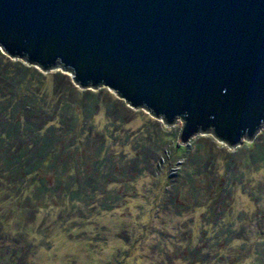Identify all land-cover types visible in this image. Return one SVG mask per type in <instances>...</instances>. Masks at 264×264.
Returning <instances> with one entry per match:
<instances>
[{"label":"rangeland","instance_id":"1","mask_svg":"<svg viewBox=\"0 0 264 264\" xmlns=\"http://www.w3.org/2000/svg\"><path fill=\"white\" fill-rule=\"evenodd\" d=\"M13 63L40 73L26 72L31 89L12 96L38 98L39 118L17 114L50 129L56 148L28 176L0 160V264H264V159L246 146L262 147L264 131L233 148L212 132L180 144V119L165 126L105 86L81 89L70 71L44 72L0 48V72ZM33 134L3 136V150L34 151Z\"/></svg>","mask_w":264,"mask_h":264},{"label":"water","instance_id":"2","mask_svg":"<svg viewBox=\"0 0 264 264\" xmlns=\"http://www.w3.org/2000/svg\"><path fill=\"white\" fill-rule=\"evenodd\" d=\"M0 48L229 148L264 131V0H0Z\"/></svg>","mask_w":264,"mask_h":264},{"label":"trees","instance_id":"3","mask_svg":"<svg viewBox=\"0 0 264 264\" xmlns=\"http://www.w3.org/2000/svg\"><path fill=\"white\" fill-rule=\"evenodd\" d=\"M2 51V50H1ZM3 54H5L3 52ZM6 55V54H5ZM7 56V55H6ZM15 68V72H3V74L0 72V79L4 81V83L8 84L5 87V91L8 92V96L2 95L0 93V160L1 164L3 166L4 171H9L10 174L23 172L26 176L31 174L33 170H36L38 167H40L48 158L49 149L56 148L54 147L55 143H52L51 137H48V133H50V129H47L46 132L42 131L43 128L38 129L37 132L33 131V127L31 123H26L22 121V118L18 116L17 113L21 112V114H25L28 116H32L35 114L34 119L39 118V111L41 113V102H39L38 98L31 97V96H22L21 97V104L14 102L13 94V87H19L22 86L25 91H29L32 87L31 81L28 79L29 77H35V74L38 76L40 73L37 71H26L24 67H22L19 63H13ZM28 73L27 75H24L25 73ZM30 72V73H29ZM31 85V86H30ZM5 93V92H4ZM3 98V99H2ZM93 102V101H92ZM92 102H85L83 104V110L87 114L90 112L91 104ZM62 102V112L69 110V106L65 105ZM44 104V103H43ZM30 107V109L28 108ZM8 109L10 111L9 115L6 116V113L4 111ZM26 134L30 137L31 133H34L32 140V145L34 147V151H30L29 149H20L18 148L15 153H10L7 155V152L10 148V145L8 149L6 148V152L3 150L4 146V137L6 136V140L10 144V140L15 139L14 137L20 136L22 134ZM57 145V144H56ZM248 148H252L251 153V159L252 160H262L264 159V144L262 147H258L257 145H246ZM5 149V148H4ZM174 149L176 151L182 152L184 149L183 147L175 146ZM33 156H35L33 158ZM80 190L77 189L75 192H71V197L78 198Z\"/></svg>","mask_w":264,"mask_h":264}]
</instances>
